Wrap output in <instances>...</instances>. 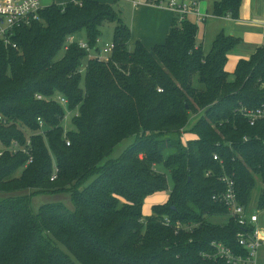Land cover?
I'll use <instances>...</instances> for the list:
<instances>
[{
	"label": "trees",
	"instance_id": "obj_1",
	"mask_svg": "<svg viewBox=\"0 0 264 264\" xmlns=\"http://www.w3.org/2000/svg\"><path fill=\"white\" fill-rule=\"evenodd\" d=\"M78 1L46 6L41 20L17 28L18 48L0 41V116L7 120L0 121V146L14 140L25 146L21 125L34 132L38 117L47 126L46 138L31 137L27 166V153L0 155L6 195L0 199V264H229L202 252L221 241L244 253L237 241L244 227L232 217L224 224L210 220L229 214L213 200L225 190L224 171L235 178L246 207L260 179L258 209L264 210V120L252 126L239 113L242 105L264 104V46L231 74L226 63L239 41L234 35L220 32L206 51L197 43L198 25H179L175 17L164 43L149 49L137 41L131 49V28L112 4ZM241 2L217 1L213 12L237 18ZM106 22L118 23L109 60L90 57L77 42L65 50L68 38L80 34L97 48ZM59 94L79 114L67 133L66 110L51 99ZM202 111L192 128L196 137L185 142L191 115ZM127 138L133 142L111 158ZM169 180L167 202L145 217L146 197L167 190ZM59 193H69L72 204L33 209L36 194ZM178 222L190 229L176 231Z\"/></svg>",
	"mask_w": 264,
	"mask_h": 264
},
{
	"label": "built area",
	"instance_id": "obj_2",
	"mask_svg": "<svg viewBox=\"0 0 264 264\" xmlns=\"http://www.w3.org/2000/svg\"><path fill=\"white\" fill-rule=\"evenodd\" d=\"M74 1L76 3L80 2L78 0ZM131 1L135 3V0ZM152 2L157 6L170 8L175 14L179 25L185 20H190L199 25L213 15L202 9V0H161L158 3L152 0ZM43 8L42 0H0V41H3L6 46L18 48L17 43L13 40L16 29L22 26H29L33 22L41 20L40 12ZM75 42H77L80 47L87 49L90 57L100 60H109L116 46L115 42L112 41L111 43H105L102 48L99 46V39L97 48H91L86 38H81L79 35H71L68 38L65 50L68 49L70 44ZM159 90L161 91V89ZM37 98L39 100L46 99L41 94H37ZM51 99L65 108L66 115L63 120V126L65 125L64 128L67 127V123H71L72 119L66 121L67 116L72 115L73 117V115H79L78 112L72 113V111L68 109L69 101L64 95L59 94ZM239 113L248 120L250 125L254 126L261 120H264V104L258 107L242 105L239 108ZM37 120L39 128L34 132L29 131V133H27L28 140L25 146H22L18 140H14L8 147L0 146V155L5 151H10L12 153L22 151L29 155L26 166L31 163L33 161L31 137L42 135L46 138L47 131L45 120L42 117H38ZM0 121L7 122L2 116H0ZM65 132L67 133V130H65ZM65 138L67 145H71V140L66 137V134ZM245 139L247 140L248 138L245 137ZM214 159L221 160L218 154L214 155ZM57 172L58 168L55 167V172L51 178L52 180L57 178ZM220 179L225 185V190L215 193L213 195V200L224 204L228 209V216L234 218L244 227L237 234V241L239 245L244 248V253L235 252L231 247L221 241H213L211 243L213 252H202V256L210 260L222 259L229 264H259L260 249L264 245V229L257 225L260 220L259 214L251 213L248 207L240 203L236 190V180L233 175H229L224 171ZM163 222L167 226L172 225V220L169 217H165ZM181 229H190V226L178 222L176 231Z\"/></svg>",
	"mask_w": 264,
	"mask_h": 264
},
{
	"label": "crops",
	"instance_id": "obj_3",
	"mask_svg": "<svg viewBox=\"0 0 264 264\" xmlns=\"http://www.w3.org/2000/svg\"><path fill=\"white\" fill-rule=\"evenodd\" d=\"M71 1L74 0H45V5H66ZM99 1L112 3L113 6L115 4L111 0ZM126 1L129 2L132 12V17L129 18L130 24L128 23L132 31L130 43L135 45L137 41H141L149 49L156 44L164 43L175 19L173 11L168 7L155 5L152 0H135V3L131 0ZM217 1L220 0H213V3L211 1L206 7L207 2L202 0L201 6L203 10L213 14L210 17L216 20L225 19L229 21L226 27L216 33V36L225 31L227 34L234 35L239 39L235 47L228 53L226 70L232 74L240 60L251 58L259 48L264 46V0H242L237 18L229 13L221 16L215 15L212 8ZM123 9L126 10V8ZM207 21L208 19L201 23L205 24V27L200 40L199 32L197 34V43L198 45L201 44L205 50L204 41Z\"/></svg>",
	"mask_w": 264,
	"mask_h": 264
},
{
	"label": "rangeland",
	"instance_id": "obj_4",
	"mask_svg": "<svg viewBox=\"0 0 264 264\" xmlns=\"http://www.w3.org/2000/svg\"><path fill=\"white\" fill-rule=\"evenodd\" d=\"M111 1L113 2V4L115 3L114 7L117 10L120 19L128 25L129 18L131 19V17H132V12H131L129 2L126 0H111ZM211 1L213 3V0H205V2H207L206 7H207L208 3H211ZM45 3H46L45 0H42L43 6H49V5H45ZM109 4H112V3H109ZM60 6H64V5H60ZM123 8H126V10H124ZM228 23H229V21L225 20V19L216 20L213 17L208 18V21L206 24V30H205V32H206L205 33V41H204V46H205L206 50H209L212 47L213 41L217 37L216 33L219 32L220 30H222V28L226 27L228 25ZM117 24H118L117 22H106L101 27L102 35L100 37V42H99L100 47L103 48L105 43H111L113 41L114 31H115ZM204 27H205V24L204 25L201 23L199 24V29H198V32L200 34L199 40H200V38H202V34L204 32ZM79 36L81 38H85L84 34H80ZM134 46L135 45L133 43H129V47L131 49H133ZM63 54H64V51L62 50L59 53V55L57 56V58L62 57ZM203 114H204V111L191 115L189 123L186 127V132L184 130L185 142L196 137V134H195V132L192 131V128L194 127L195 123L198 121V119ZM71 118H72V115H68L66 121H68ZM67 125L68 126L65 127V130H67V132L74 128L70 122H68ZM21 128L26 133H29V130L25 126L21 125ZM132 142H133V138H127V139L123 140L122 142H120L115 147V149H114V151L110 157L116 158V157L120 156L123 153V151ZM20 173H21V170H19L17 172V174H20ZM262 187H263V184L259 179L258 180V186L255 189V192L253 194V198H252V201L248 207V210L251 213H258L259 214L260 220H259V223L257 225L264 229V210L258 209V200H259V196H260L261 191H262ZM171 189H172V183L169 180V188L167 190L156 192V193H153V194L146 197L144 205H143V213H144L145 217L151 216L153 214L154 205L163 204V203L167 202ZM5 196H6L5 193L0 192V199L4 198ZM48 202H63L65 204H68L69 206L72 204L71 197H70L69 193L36 194L32 200V207L35 211H38L41 205H43L44 203H48ZM228 219H229L228 215H216V216H213L210 218V220L214 223H226L228 221ZM259 264H264V245L260 249Z\"/></svg>",
	"mask_w": 264,
	"mask_h": 264
}]
</instances>
